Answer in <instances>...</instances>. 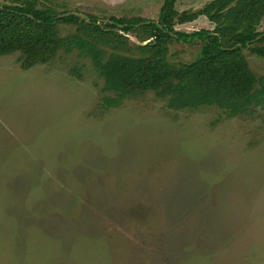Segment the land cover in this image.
<instances>
[{
	"label": "rangeland",
	"instance_id": "obj_1",
	"mask_svg": "<svg viewBox=\"0 0 264 264\" xmlns=\"http://www.w3.org/2000/svg\"><path fill=\"white\" fill-rule=\"evenodd\" d=\"M52 1L57 12L157 21L164 0ZM202 28L214 24L174 26ZM199 49L173 43L169 61ZM245 54L264 76V59ZM18 57H0V264H264L262 109L171 110L150 91L104 109L103 79L77 50L29 68Z\"/></svg>",
	"mask_w": 264,
	"mask_h": 264
},
{
	"label": "trees",
	"instance_id": "obj_2",
	"mask_svg": "<svg viewBox=\"0 0 264 264\" xmlns=\"http://www.w3.org/2000/svg\"><path fill=\"white\" fill-rule=\"evenodd\" d=\"M176 1H163L157 21L87 15L86 22L74 14L61 16L71 12H57L52 0L0 4V57L18 53L21 67L29 68L50 61L58 51L77 50L103 79L104 109L150 91L171 110L216 106L227 118L255 108L264 111V76L252 73L245 54L264 59V30L259 31L264 0H212L182 13ZM200 16L214 28L174 29ZM60 24L74 26L75 32L60 36ZM125 34L146 44L132 49ZM173 43L199 44V54L193 61L172 63Z\"/></svg>",
	"mask_w": 264,
	"mask_h": 264
},
{
	"label": "water",
	"instance_id": "obj_3",
	"mask_svg": "<svg viewBox=\"0 0 264 264\" xmlns=\"http://www.w3.org/2000/svg\"><path fill=\"white\" fill-rule=\"evenodd\" d=\"M69 14H74L75 16L79 17L80 19H84L86 22H88V18H87V15L83 14V13H65L61 16H67ZM101 21H98L97 24H100ZM103 22H110V21H107V20H104Z\"/></svg>",
	"mask_w": 264,
	"mask_h": 264
}]
</instances>
